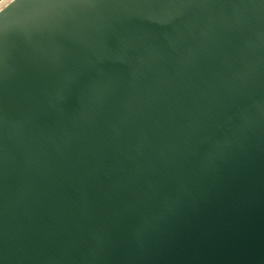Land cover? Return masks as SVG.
I'll list each match as a JSON object with an SVG mask.
<instances>
[{"label": "water", "instance_id": "water-1", "mask_svg": "<svg viewBox=\"0 0 264 264\" xmlns=\"http://www.w3.org/2000/svg\"><path fill=\"white\" fill-rule=\"evenodd\" d=\"M0 29V264H264V0H5Z\"/></svg>", "mask_w": 264, "mask_h": 264}, {"label": "snow or ice", "instance_id": "snow-or-ice-1", "mask_svg": "<svg viewBox=\"0 0 264 264\" xmlns=\"http://www.w3.org/2000/svg\"><path fill=\"white\" fill-rule=\"evenodd\" d=\"M4 34L3 30L0 29V36H2Z\"/></svg>", "mask_w": 264, "mask_h": 264}, {"label": "bare ground", "instance_id": "bare-ground-1", "mask_svg": "<svg viewBox=\"0 0 264 264\" xmlns=\"http://www.w3.org/2000/svg\"><path fill=\"white\" fill-rule=\"evenodd\" d=\"M5 0H2L1 2H0V4L2 3V2H4Z\"/></svg>", "mask_w": 264, "mask_h": 264}, {"label": "built area", "instance_id": "built-area-1", "mask_svg": "<svg viewBox=\"0 0 264 264\" xmlns=\"http://www.w3.org/2000/svg\"><path fill=\"white\" fill-rule=\"evenodd\" d=\"M2 0H0V2H1Z\"/></svg>", "mask_w": 264, "mask_h": 264}]
</instances>
